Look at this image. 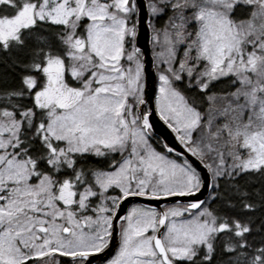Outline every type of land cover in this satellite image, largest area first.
I'll return each mask as SVG.
<instances>
[{
  "label": "snow or ice",
  "instance_id": "snow-or-ice-1",
  "mask_svg": "<svg viewBox=\"0 0 264 264\" xmlns=\"http://www.w3.org/2000/svg\"><path fill=\"white\" fill-rule=\"evenodd\" d=\"M99 254L264 264V0H0V264Z\"/></svg>",
  "mask_w": 264,
  "mask_h": 264
},
{
  "label": "water",
  "instance_id": "water-1",
  "mask_svg": "<svg viewBox=\"0 0 264 264\" xmlns=\"http://www.w3.org/2000/svg\"><path fill=\"white\" fill-rule=\"evenodd\" d=\"M156 123H157V129H158V132H159V135H160V139L163 140L164 137L168 135V130L158 120L156 121ZM133 202H144V201H142V200H134ZM113 253H114V251L112 252V254ZM105 258H106V254H99V256L95 259V261H103V260H105Z\"/></svg>",
  "mask_w": 264,
  "mask_h": 264
},
{
  "label": "flooded vegetation",
  "instance_id": "flooded-vegetation-1",
  "mask_svg": "<svg viewBox=\"0 0 264 264\" xmlns=\"http://www.w3.org/2000/svg\"><path fill=\"white\" fill-rule=\"evenodd\" d=\"M95 264H103V262H95Z\"/></svg>",
  "mask_w": 264,
  "mask_h": 264
}]
</instances>
